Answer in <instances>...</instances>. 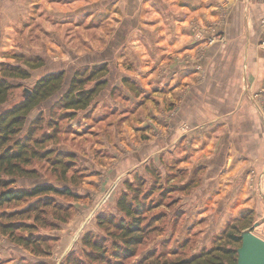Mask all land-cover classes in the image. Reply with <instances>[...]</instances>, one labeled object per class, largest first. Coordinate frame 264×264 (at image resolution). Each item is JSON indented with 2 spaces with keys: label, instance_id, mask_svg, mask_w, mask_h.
Segmentation results:
<instances>
[{
  "label": "rangeland",
  "instance_id": "1",
  "mask_svg": "<svg viewBox=\"0 0 264 264\" xmlns=\"http://www.w3.org/2000/svg\"><path fill=\"white\" fill-rule=\"evenodd\" d=\"M128 1L33 0L51 10L36 9L29 19L26 16L27 22L12 27L10 35L1 29L6 36L0 42L8 52L0 55L4 57L0 79L13 67L28 71L29 78H7L13 88L0 114L20 103L25 91L48 74L64 72L67 87L75 72L87 76L94 67H103L85 89L97 82L105 85L85 110L63 111L59 106L48 112L56 95L43 105V112L34 109L14 136L32 145L39 157L27 167L33 171L32 179L18 178L11 188L44 184L71 194H45L0 208V227L25 225L29 229L19 228L14 236L39 243L18 244L0 230V264H64L70 253L86 260L83 251L89 250L82 244L86 234L107 241L110 233L117 234L113 225L100 228L97 219L113 215L117 223L122 216L116 205L123 193L142 205L143 241L132 257L116 260L119 264L176 261L221 245L235 249L238 244L228 236L249 229L264 240V50L257 69L246 74L244 63L236 58L245 44L234 40L240 31L245 35V29H222L213 19L206 26L193 21L189 47L181 55L170 54L175 55L171 59L166 46L167 0H144L149 5L147 23L139 19L141 4ZM216 52L223 53L221 69L215 66ZM231 55L236 60H230ZM38 58L42 65L33 70L30 64H37ZM179 62L191 66V81L180 80L174 87L172 65ZM215 68L221 73L215 74ZM199 86L207 89L205 102L196 93ZM184 96L189 100L183 107ZM231 113L255 117L257 124L240 120L236 128L243 132L226 138L229 125L234 127ZM206 117L220 118L208 123ZM254 138L259 146L251 150L256 154L252 160L227 158L225 165L226 169L248 165L242 172L247 196L204 199L208 182L202 177L212 164L207 162L215 160V151L225 148L235 155V150L254 144ZM52 151L67 156L49 155ZM58 159L62 164L54 163ZM247 159L250 163H243ZM47 199L52 201L49 206L41 204ZM108 260L114 264L111 255Z\"/></svg>",
  "mask_w": 264,
  "mask_h": 264
},
{
  "label": "trees",
  "instance_id": "2",
  "mask_svg": "<svg viewBox=\"0 0 264 264\" xmlns=\"http://www.w3.org/2000/svg\"><path fill=\"white\" fill-rule=\"evenodd\" d=\"M39 62L35 65L30 64V68L38 69L41 67V59H37ZM103 67H94L93 71L89 75L80 74L75 72L73 77L66 85V74L64 72L52 73L45 75L39 79L34 85L31 91L23 100L14 105L13 107L2 111L0 114V208L3 206L20 202L26 199L36 198L45 194L70 195L68 189L59 190L49 185H35L31 188L12 189L18 178L25 180L32 179L33 171L28 170L30 162L39 154L33 151L32 145L21 140H14V136L20 132L26 124L27 117L30 113L36 109L43 112V105L48 103L50 99L59 95V98L55 100L53 105L49 107L48 112H52L55 107L60 106V110L63 111H79L85 110L91 104V102L98 96L100 90L104 87L105 83L97 82L91 89H85V86L92 82L102 73ZM7 78L10 79H27L29 78L28 71L20 68L13 67L10 73L5 71L3 77L0 79V106L7 102L8 92L13 88L7 82ZM30 142V141H29ZM12 144V145H11ZM11 145V147H9ZM49 155L56 154L58 157L67 156L63 153L52 151ZM55 164H62L58 159ZM52 201L50 199L41 202L44 205L49 206ZM37 206H33L36 210ZM117 211L121 214V218L117 223L116 217L113 215H99L98 226L102 228L104 225H113L114 230L117 232L110 233L108 241L105 238L92 237L90 234H86L82 239L84 247L89 251H83L84 258L82 261L74 256L73 253L67 255L64 264H96L101 262L104 264L109 263L108 256L111 255L114 258V264H119L116 260H122L132 257L135 254V248L142 243V220L140 215L142 214V205H139L137 199H128V195L123 193L117 200ZM18 214L2 215V217H15ZM22 215V214H21ZM23 228L29 229L25 225L17 223H10L0 227L5 233H10L13 241L18 244L39 245L38 239L33 238L24 239L22 237H15L14 231ZM241 235V234H240ZM240 235H229L228 240L238 244V248L241 245ZM39 240H42L41 238ZM225 248L224 246H215L210 249H203L197 255H193L189 258L176 260V261H163L160 263H147V264H236L237 249Z\"/></svg>",
  "mask_w": 264,
  "mask_h": 264
},
{
  "label": "crops",
  "instance_id": "3",
  "mask_svg": "<svg viewBox=\"0 0 264 264\" xmlns=\"http://www.w3.org/2000/svg\"><path fill=\"white\" fill-rule=\"evenodd\" d=\"M135 2L141 4L140 10L143 13H141L140 18H142L143 22L147 23L148 18L144 16L146 14L145 8H148L149 5L146 2L144 3V0H129L128 2ZM0 40H3L6 35H10V29L18 24H21L23 22H27V20L30 17V13H33L36 9L37 10H51L50 7L45 5V3H33V0H23L21 4L17 3L16 0H0ZM56 8V7H55ZM61 7L57 8L60 9ZM166 10H167V21H166V46L168 47L167 51L170 52V54H176L181 55V51L187 50V47H189L190 42L192 41V32H191V26L193 21H198L202 25H207L208 20H215L220 22V28L223 29V27L233 26L232 28L235 29H245V35H243L240 31V34L236 36V43L238 44H245V51L242 54H237L236 58H238L239 61H242L244 63L245 73L250 74L251 69L254 71L256 64L258 65L260 60H262L261 55L264 50V0H167L166 1ZM22 13V14H20ZM226 21L225 25L223 24V15H226ZM26 16H28V19H26ZM61 16V15H60ZM235 17V19H234ZM136 22V19H134ZM204 23V24H203ZM209 24V23H208ZM160 24H157L156 27H159ZM4 28V31L1 30ZM234 41V43H235ZM8 52V50H5L4 43L0 42V55ZM212 52L210 53V55ZM207 52L204 53V58L206 57ZM214 55V56H213ZM213 58L215 59V66L218 69H221L223 65V53L222 52H216L213 54ZM173 57H170L171 59L175 57V55H172ZM184 56V55H183ZM168 58V57H167ZM176 58H178L176 56ZM227 56H225V59ZM230 58V56H229ZM235 55H231V59H235ZM4 59L2 56L0 58V62ZM186 60V59H185ZM184 60V61H185ZM195 60V58L193 59ZM191 60V61H193ZM109 61V60H106ZM197 62L202 64L201 59H197ZM183 63V62H182ZM199 64V65H200ZM218 64V66H217ZM186 62L181 64L179 63H173V72L171 75L173 76L171 78V82L174 83V87L176 85H179L180 80L184 83L185 80L191 81V66L187 67ZM255 65V66H254ZM214 69L215 74L221 73V71H218L216 73V70ZM257 69V67H256ZM200 70V69H199ZM176 82V83H175ZM194 88V87H193ZM200 89H197L196 93L198 94V97H200L201 102H205L206 92L207 89L198 87ZM190 91H192L190 89ZM187 96V95H186ZM186 96L183 97L182 103L183 107L185 106V101L189 100L186 99ZM217 102V101H216ZM210 105L214 104V100L209 102ZM187 108H201V104H197V106L193 105H187ZM205 107V105H204ZM204 109V108H203ZM199 114H202V109L198 110ZM233 117L232 121H230V124L232 123L234 127L227 128L229 130V133L225 136L228 138L229 134L230 137H233L234 134H241L243 131L242 128L238 130L236 126L238 125V122L240 120H248L252 124H257V118H251V117H236L234 114H229ZM220 118V117H219ZM218 118V119H219ZM213 118H205L204 122H208L207 120H211L208 123L216 122L218 119ZM245 122V121H244ZM248 128V127H247ZM231 129V130H230ZM253 127H251L252 131ZM255 130V127H254ZM239 131V132H238ZM247 135H250V130L247 129L246 131ZM254 133H257V131H254ZM261 132H259V135ZM261 136V135H260ZM234 139V138H231ZM260 141L263 140V138L259 137ZM259 144V141L256 142V138H254V144L250 143L247 147H244V149L235 150V146L232 142V151H236V154L234 155L232 152H229V150H225V148H222L221 150L215 151L213 162H207L212 163L210 165H207V168L205 169V174L203 175L202 182H208L206 186H204V199H243L247 196V190H246V179L245 176L242 175V172L248 165H234L231 169H226L225 165L227 164V158L229 159H235L239 160L240 158H245L250 156L249 159L252 160L251 155H256L251 150L258 148L257 146ZM261 144V143H260ZM262 152L261 150L258 151V156H261ZM218 157H222L221 162L219 161ZM249 159H247L243 163H250ZM223 161V162H222ZM239 163V162H238ZM221 168V169H220ZM245 185V186H244ZM213 187L210 191L207 190L209 187ZM264 189V187H263ZM209 191V192H208ZM264 192V191H263ZM264 194V193H263ZM251 202H249L250 204Z\"/></svg>",
  "mask_w": 264,
  "mask_h": 264
},
{
  "label": "water",
  "instance_id": "4",
  "mask_svg": "<svg viewBox=\"0 0 264 264\" xmlns=\"http://www.w3.org/2000/svg\"><path fill=\"white\" fill-rule=\"evenodd\" d=\"M27 93L28 90L23 97ZM240 240L236 264H264V240L256 237L250 229L241 233Z\"/></svg>",
  "mask_w": 264,
  "mask_h": 264
}]
</instances>
